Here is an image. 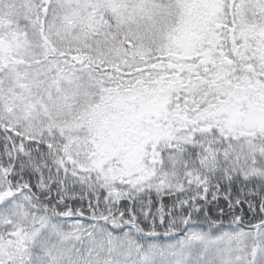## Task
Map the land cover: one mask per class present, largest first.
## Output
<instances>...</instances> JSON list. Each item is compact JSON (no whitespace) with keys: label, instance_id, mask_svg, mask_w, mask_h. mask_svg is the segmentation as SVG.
Listing matches in <instances>:
<instances>
[{"label":"snow or ice","instance_id":"obj_1","mask_svg":"<svg viewBox=\"0 0 264 264\" xmlns=\"http://www.w3.org/2000/svg\"><path fill=\"white\" fill-rule=\"evenodd\" d=\"M0 264H264V0H0Z\"/></svg>","mask_w":264,"mask_h":264}]
</instances>
